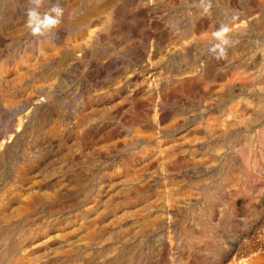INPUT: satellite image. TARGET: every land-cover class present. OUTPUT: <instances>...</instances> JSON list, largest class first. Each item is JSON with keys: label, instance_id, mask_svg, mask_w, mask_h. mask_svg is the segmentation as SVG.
Segmentation results:
<instances>
[{"label": "rangeland", "instance_id": "obj_1", "mask_svg": "<svg viewBox=\"0 0 264 264\" xmlns=\"http://www.w3.org/2000/svg\"><path fill=\"white\" fill-rule=\"evenodd\" d=\"M87 1L58 0L61 24L54 35L35 39L25 27L26 0H0L1 214L14 215L16 205L22 209L14 216L19 228L0 240V264H138L136 216L150 214L154 193L164 203L166 176H192L193 162L178 159L185 150L166 154L179 128L170 134L164 130L168 121L157 125L153 114H180L184 95L178 90L169 97L168 86L185 66L203 68L195 23L201 15L209 23L225 20L232 6L211 0L203 14L195 6L199 0ZM50 6L45 0L40 11ZM42 42L52 46L49 53L39 49ZM23 53L30 59L17 65ZM254 151L251 145L248 152ZM22 164L26 170L19 173ZM240 184L226 194L222 217L217 213L202 241L177 243L161 257L164 239L145 228L139 261L224 264L246 251L243 239L255 237L264 225V187ZM55 189L62 193L53 210L46 198L25 203L38 191ZM5 223L0 218V229ZM13 243L17 252L10 257L5 250ZM254 247L263 250L264 239Z\"/></svg>", "mask_w": 264, "mask_h": 264}, {"label": "bare ground", "instance_id": "obj_2", "mask_svg": "<svg viewBox=\"0 0 264 264\" xmlns=\"http://www.w3.org/2000/svg\"><path fill=\"white\" fill-rule=\"evenodd\" d=\"M91 2L89 3L90 6ZM228 2L232 6L231 10L234 11L229 18L219 21L212 19L209 23V18L207 19L205 15H201L195 23L193 31L197 34V37L195 36L196 41H198L197 45L204 52L203 68L200 66L201 69L197 70V67L185 66L181 77L176 80L177 84L171 83L170 87L168 86L169 97L175 95L178 90L184 95L181 111L179 110L180 114L174 116L173 113L170 114L168 111L153 114V121L157 125L160 122L168 121L164 125L165 131H169L170 134L172 129L175 128H179L180 131L178 141H175L172 137L168 139L166 154L170 152L175 157L178 149L185 150L186 152L181 150L183 154L178 159L192 161L194 166L192 176L188 179L178 180L172 178L171 175L166 176L163 190L164 203H157V194L154 193L151 203L155 202V206L151 209L150 214L136 216L134 228L138 239L134 246L138 264H142L139 261V257L143 253V240L140 239V236L145 228H148L149 234L153 232L154 235L158 234L157 238L161 236L160 239H164L162 247H159L161 254L158 253L161 257H164L168 249L173 245H177V243L191 246L195 242L202 241L206 233L211 231L212 220L216 218L217 213L222 217L224 205L227 201L226 194L235 193L239 189L241 181H244L247 185L250 183L256 188L264 187V172H260V165H264V0H228ZM222 24L229 27L228 35L232 44L227 48L226 59L217 60L213 58L214 60H211V54H207V52L210 41L214 42L212 33ZM185 30L188 31V29ZM40 48L45 53H49L52 46L47 42H42L39 45ZM23 54L20 56V62L16 60L17 65L30 59L27 53ZM62 59L64 58L62 57ZM193 99L196 101L191 102ZM251 145L255 150L253 153L248 152ZM25 170L23 164L17 167L19 173H23ZM61 193L60 190L57 191L56 189L49 193L38 191V195L31 196L25 203L35 204L41 198L43 200L46 198L49 202H52L50 209L53 210L56 206L55 201L59 198L58 194ZM72 207L70 208L72 209ZM2 210L0 206V218L7 223H5L6 226L4 225L5 228L1 227L0 229V240L9 238L10 234L16 228H19L14 216L20 214L22 209L21 205H16L15 214H10V217L8 215L2 216ZM262 226L260 233H257L255 237L246 236L243 239L246 251L232 256L224 264H264V249L257 251L254 247L257 239L261 241L264 239V225ZM20 231L22 234L24 233L22 229ZM89 233H91V230ZM16 246L17 244L13 243L6 247L5 252L8 256L11 257L17 252ZM153 247L151 244V251H154Z\"/></svg>", "mask_w": 264, "mask_h": 264}, {"label": "clouds", "instance_id": "obj_3", "mask_svg": "<svg viewBox=\"0 0 264 264\" xmlns=\"http://www.w3.org/2000/svg\"><path fill=\"white\" fill-rule=\"evenodd\" d=\"M50 8L41 12L40 9L45 3V0H26L25 27L29 30L31 36L35 39L47 38L54 35L64 17V8L56 0H48ZM202 8L203 13H208L212 7L211 0H199V4L195 5ZM229 27L221 25L215 32L212 33L213 41H210L209 53L217 60L226 59L227 48L232 44L229 38Z\"/></svg>", "mask_w": 264, "mask_h": 264}]
</instances>
